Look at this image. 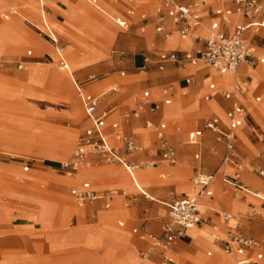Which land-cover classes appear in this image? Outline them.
I'll list each match as a JSON object with an SVG mask.
<instances>
[{
  "label": "crops",
  "instance_id": "crops-1",
  "mask_svg": "<svg viewBox=\"0 0 264 264\" xmlns=\"http://www.w3.org/2000/svg\"><path fill=\"white\" fill-rule=\"evenodd\" d=\"M24 1V3H16L18 4L19 10L25 13L28 9L27 4L30 0ZM31 1H33L41 10H46L48 17L54 22H63L61 21V19H63L62 16L54 11V7H49L47 10L44 4L45 2L43 3L44 0ZM84 1L93 7L100 6L96 0ZM152 1L153 5L149 14H146L144 11L135 15V8L128 6L123 15L118 14L114 10L116 12V16L111 17L112 22L115 19H120V21L124 22L125 26L123 28H119L113 22L115 27L123 33L130 27L132 17L135 16L137 18L138 25L132 34L124 33L126 35L125 37L122 33L116 37L117 39H125L123 41L119 39L120 43H124L130 39L129 36L131 35L132 39L129 41L132 42L133 46L137 48H144V51L141 54H132L128 51V58L126 57L124 60L123 53H117V59L124 62H122V64H120L116 69H109V77L98 79L93 82H86L89 75H94V73L86 74L87 70L85 69L88 65L71 72L70 67L67 64L70 70L67 73L71 77L70 85H72L74 97L77 101L81 115L77 118L79 129V133L77 135H79L82 130L89 125V121L85 118L81 102L76 97L74 88L75 83L81 84L82 91L85 94L103 95L102 101L97 108V114L112 108L104 117L103 133L105 135L108 137L110 136V133L112 132L110 125L112 123H116L122 133L141 148V151L137 153L127 154L120 148L118 143L109 139V142L117 148V153L126 161L132 163L151 161L154 163V166L151 167L154 170H150L151 168H137L131 173V175H129L122 167L121 169H110L96 165L95 163L99 160L92 157L84 160L82 164L75 169L62 168L61 164L68 162L71 159L70 156L67 161L58 163L59 169L61 171H65L64 174L67 176V179L61 182H56L52 177L48 176L51 175L49 171L54 169L53 164L57 161L42 159L45 160L42 162H45L46 165L43 166L44 170L40 172L47 174V176H36L35 179L46 183L47 186L57 194V202L59 207H61L57 208V206L51 202L52 199L43 195L54 207L52 213V224L56 212L62 211L61 209H64L65 207L68 208L70 213L74 214V216L90 212L91 214L89 216L93 220V224L83 226L90 227L88 232L99 238L100 245L94 249L85 251L88 253V257L90 258L88 264H142L143 262H141L138 258V254L141 251H144V248H148V238L142 232L132 234L131 230L139 229L144 226L147 233L155 236L159 235L162 231L163 225L165 224V218H161L159 216V212L161 210H166L167 215V204L171 200L190 198L196 195L197 188L192 185L191 178L196 174L207 175L215 172L224 153L223 142L221 140L217 141L214 133L203 130V123L210 119H217L219 129L225 130L227 125L225 117L226 113L232 111L234 108L241 107L244 109L246 116L241 125L233 131V147L236 152V163L241 167L239 182L244 188L237 190L236 193V189L231 184L223 180L222 175L230 177L233 174L234 167L232 164L226 165L216 171V174L208 187L209 195L196 197V203L199 207L202 205L208 206L201 212L202 221L189 229H185L180 237L175 238L170 251H164L163 249L158 250L156 255L150 257L147 264H181V262L182 264H203L200 263L197 258H200L201 262L203 259L210 260L208 261V264H236L242 259L252 260L256 253H260L261 259L257 262V264H259L263 260L264 253V238L262 236H260L259 240H257L250 236L243 235L247 238L253 239L256 242V247L251 251H245L241 256L225 254L222 252L221 246L226 239V231L230 228L225 227L224 223L230 218H233L234 215L232 214L231 209L235 210V216L245 215L248 213L249 209L252 211L253 215H259L260 212H264V201L255 198L252 195L253 191H259L264 194V176H259L257 173V170L264 173V169L259 166L253 167L252 172L257 177L255 178L249 176L243 167L244 163H252L251 157L257 152L258 154H261L260 162H262L264 166V149L260 147V144L264 139L262 137L264 128L257 124L251 118L249 113V110L254 109V107L261 102V95L264 93V80L258 77L252 79V77H254L253 70L260 68L263 70L264 74V25L257 29H248L245 34L248 44L252 46L254 55L258 59L254 65L240 64L233 72H228L204 67L201 64L191 66L187 63L178 65L172 62H164L162 64V69L158 70V53H174L179 59H181L184 53L193 54L196 51L201 50L204 41L210 33L230 37L236 25L242 23L248 24L254 19H243L234 13L233 3L231 0H213L206 3L199 10V24L187 36L188 42H183L181 41L182 39H180L175 33L176 25L168 17H166L163 11L159 9V0ZM4 2V4H6L8 3V0H4ZM117 2L128 5L131 4V0H113L109 4H117ZM176 2L179 4H188L189 0H176ZM144 4L145 3H140V6ZM9 9H14L17 12L15 7H11ZM226 10H230L231 13L229 15H225L224 12ZM42 15L43 13L41 12V20ZM158 18H161L160 22H158ZM23 19L25 20V18ZM150 26H152L154 35H152L150 31ZM173 35L176 36V40L170 39L166 41L167 37H171ZM41 44L44 45L43 43ZM58 44L59 42L54 44L56 45L54 47H57L62 53V49L64 47L59 48L57 46ZM44 47L46 48L44 51L48 50L45 45ZM127 49L130 50V48ZM257 50L261 55L256 54ZM27 52H29V55H26V57H31V51L29 50ZM53 55L57 60H59V71H61L62 68H64L61 64L63 63L66 65V57L63 54H61V56L56 54ZM143 56L148 58V63L143 64ZM29 63L37 62L32 61ZM17 64H20L21 68L17 69L16 66V69L22 70L24 64L21 62H17ZM247 69H250L248 74ZM133 70L137 71L138 74L145 73L146 80L144 79V81L128 83L125 79V73L128 77L137 75L132 73ZM80 71L82 72L79 73ZM120 73L123 75L120 76ZM227 74H230V81L226 85L222 82L227 79ZM217 82L220 84H217ZM93 83H98L99 85L96 87L92 86L90 88L89 86ZM241 83H246L247 89L244 90L242 95H236L234 87L241 85ZM111 86L117 87L118 91L115 94L107 93L108 88ZM162 89H166L167 91L165 96L160 94ZM145 91L148 92L149 97L147 101L143 103V110L139 113V116L137 118L122 119L121 115L123 113H132L136 110V106L139 103H142L141 95ZM223 92H228L229 96H224L222 94ZM69 98L73 103L74 101L72 99L71 88ZM164 100H167L168 103L165 104ZM174 101L181 102V118L178 120L165 119L163 108L165 107L170 110L175 109L176 103H172ZM74 104L76 105L75 102ZM152 104L157 105L158 108L154 112L150 113L147 109ZM63 108L64 105H62V109ZM262 119L264 125V117ZM250 123L254 125L256 130L253 126H248L251 125ZM161 124H164L165 126V129L162 131L163 138L169 142L174 150L175 163L173 165H168L160 160L158 132ZM238 133L240 134L239 136ZM190 134L193 135L192 140L188 139ZM252 140L255 141L252 142ZM74 143L75 139L73 141V148ZM107 166L117 167L111 165ZM79 169L85 170V173L81 174L75 180L68 181V179H70L75 173L78 175ZM138 169V176L140 177L142 184L145 186L143 189L140 187L143 192L134 191L131 187H124L125 175L130 180L134 181V177L137 178L136 171ZM2 171L3 168L0 167V174ZM21 171L22 173L28 172V166H23ZM185 173L191 174V177L188 179L189 184L185 183L183 180V175ZM164 175H166V177ZM14 178L16 179V177ZM82 179L86 180V182H82L79 186H77ZM249 181L261 183L263 184V187H255ZM53 184L61 186L62 190L59 195L60 197L63 191V185H73L70 190H80L83 184H87L89 190L94 193L97 198L92 201L78 203L70 195L69 190V199L62 197V199L68 202L63 204L59 201L58 191L51 188V186H54ZM90 184L93 185L94 189H92ZM168 185H170L171 188L169 192L166 188ZM17 186L19 188L20 186L21 188H25V185L19 184ZM185 186L193 188V194L188 195L179 191V188ZM115 190L120 191V195L116 193L113 196L102 197L103 194L110 193ZM228 190L230 191L231 196L236 199L230 200L225 196V193H227ZM2 193L8 204L2 205L0 203V206L8 208V211L6 214H3V218H0V233H6V235L0 239L11 238L13 243H0V247L3 249H12L15 247L18 249L22 247L26 252H2L0 254V264H32L26 257H28L34 250L23 245L18 238H12L16 237L15 235L19 232L26 233L25 226H31L32 232L40 230L39 223L29 218L36 211L35 205L27 200V197L31 194H15L6 191L1 192V194ZM133 193H138L144 199L147 198V195L149 201L157 199L156 202L161 206H164L165 209L161 208L158 204L149 203L140 199H137L128 206L127 203L131 202L128 197ZM245 197H248L251 202L248 201L246 203L244 200L241 201V199H244ZM232 202H236L240 204V206H236ZM100 203L102 204V210ZM85 204H89L86 209L84 208ZM110 204H112V208L108 210ZM214 204H217L221 208H227L228 211H217L213 207ZM73 206H77L80 208L77 210L82 211L77 214L73 213ZM104 206L107 207L105 208ZM248 206H250V208ZM223 214L229 215L230 218L223 221L221 218ZM118 219L122 221L117 222L118 228H116L114 226V221ZM15 221H19V224H12L10 226L11 229H9V227H7L9 223ZM61 221H64V219L62 218ZM236 226L237 223L235 228ZM212 228L216 229V241L211 238L209 239ZM76 249L80 248L78 247ZM2 254L5 256L12 255L15 259L11 263H2ZM203 255L205 258H203ZM163 256H167L169 261L163 262ZM237 257L239 260H237ZM71 260L72 257L68 259L66 256L60 258L56 257V259H54L55 262L60 263Z\"/></svg>",
  "mask_w": 264,
  "mask_h": 264
},
{
  "label": "rangeland",
  "instance_id": "rangeland-1",
  "mask_svg": "<svg viewBox=\"0 0 264 264\" xmlns=\"http://www.w3.org/2000/svg\"><path fill=\"white\" fill-rule=\"evenodd\" d=\"M96 1L101 7L90 6L84 0H44L43 3L45 2L44 4L47 10L49 7H54V11L62 16L63 19H61V21L63 22L57 23L48 17L46 10H41L31 0L27 4V13L21 12L17 4L19 2L24 3V0H8L6 4H4V0H0V167L3 168L0 174V203L2 205L8 204L3 193L1 194V192L4 191L15 194H31L27 197V200L35 205L36 211L29 218L39 223L40 230L32 232L31 226H25L26 233L19 232L15 235L16 237L12 238H18L23 245L34 250L26 257L32 264H88L90 258L85 251L94 249L100 245L99 238L88 232L90 227L83 226L93 224V220L89 216L91 214L90 212L74 216V214L70 213L69 209L65 207L61 209L62 211L56 212L52 224L54 207L45 196L52 199L51 202L58 208L57 194L54 193L46 183L35 179L36 176H47V174L40 172L44 170L43 166L46 165L45 162H42L45 160L42 159L57 161L54 162V169L49 171L51 175L48 177H52L56 182L67 179V176L64 174L65 171L59 169L58 163L67 161L71 156L73 141L79 133L77 118H79L80 110L74 97L72 85H70L71 77L65 68L59 71V60H57L53 54L59 56L63 54L66 57V64L69 65L71 72L88 65L85 69L87 70L86 74L94 73V75H100L109 69L118 68L119 65L124 62L117 59V53L122 52L125 60L126 57L128 58V51L137 55L144 51V48L133 46L132 42L129 41L132 39L131 35L128 41L120 43L119 39L121 41L125 39H117L116 36L121 35L123 32H120L115 27L111 21V17L116 16V12L123 15L128 6L135 8V15L144 11L146 14H149L153 1L131 0V4L129 5L121 2L109 4L113 0ZM140 3L145 4L140 6ZM11 7L17 9L18 15L4 21L1 16ZM41 12L43 13L44 20L57 39L55 44L59 42L57 46L59 48L64 47L62 53L57 47H54L56 45L51 43L39 32L42 31L46 34L41 20ZM23 18H25V20ZM130 22L131 25L128 30L124 32L125 34H132L138 25V20L135 16L132 17ZM150 27V31L152 35H154L152 26ZM124 33L122 35L126 37ZM170 39L176 40V36L167 37L166 41ZM181 41L188 42V38ZM41 43H43L48 50L44 51L46 48ZM127 48H130V50ZM29 50L31 51V57H26V52ZM256 54L261 55L258 50ZM32 61L40 64L29 63ZM17 62L24 64L22 70L16 69ZM249 71L250 69H247V74ZM81 72L82 71L79 73ZM253 72L254 77H252V79L258 77L264 80L263 70L259 68L253 70ZM132 73L137 75L128 77L125 73V79L128 83L146 80L145 73L138 74L135 70H133ZM227 76V79L222 82L226 85L230 81V74H227ZM98 83H93L91 86L96 87L99 85ZM217 84L220 83L217 82ZM70 88L72 99L76 105L74 102L72 103L70 101ZM172 103H176L175 109L170 110L165 107L163 108L164 118L168 120H178L181 118V102L174 101ZM62 105H64V110L62 109ZM249 113L251 118L264 128L262 119L264 117V93L261 95V102L256 105L254 109L249 110ZM250 124L251 125H248L249 127H254L252 123ZM239 135L238 133V136ZM262 137L264 138V132ZM254 141L255 140H252V142ZM263 143L264 139L260 144L261 146H259L264 149ZM260 157L261 154H258V152L254 153L251 157L252 163H244V170L249 176L257 178L252 172V168L255 166L264 169L263 163L260 162ZM150 162L151 161L144 163ZM95 164L110 169H121V167L118 166H107L100 161H97ZM23 166H28L29 171L22 173L21 168ZM150 170L154 169L151 168ZM104 171L112 172L109 170ZM83 173H85V170L79 169L78 177ZM138 174L139 171L136 172V182L139 187L143 189L145 186L142 184ZM164 176L166 177V175ZM14 177H16V179ZM189 177H191L190 173H185L183 175V180L187 184H189ZM72 180L71 178L68 179V181ZM82 182H86V180L82 179L77 186ZM249 182L255 187H263V184L256 181ZM19 184L25 185V188H21V186L19 188L17 186ZM53 185L54 186H51V188L58 191L59 196L62 190L61 186ZM170 185L166 187L168 192L171 190ZM63 186L59 201L65 204L68 201L66 202L62 197L69 199L68 191L73 185L67 184ZM91 187L94 189L93 185H91ZM124 187H131L134 191H137L132 181L126 177V175ZM115 191L120 195V191ZM179 191L191 194L194 192V189L185 186L179 188ZM225 196L230 200L236 199L231 196L229 190L225 193ZM128 198H130L129 200L131 201L127 203L128 206L137 199H140L149 203L158 204L161 208L165 209L164 206L156 202L157 199H154L155 201H149L148 198L144 199L138 193H133L129 195ZM242 200L246 203L250 201L248 197L241 199V201ZM232 203L236 206H240V204L236 202ZM87 206H89V204H85L84 208L86 209ZM100 207L102 210L101 203ZM206 207L208 206L206 205L202 209L205 210ZM213 207L220 212L228 211L227 208H221L217 204H214ZM248 207L250 208V206ZM111 208L112 204L109 205L108 210ZM77 209L80 208L73 206L72 212L77 214L82 211ZM7 211L8 208L0 206V218H3V214H6ZM234 211V209H231L232 214H234L233 218L237 217L236 232L257 240H259L260 236L264 238V212H260L259 215H253L252 211L249 209L247 214L235 216L236 213ZM159 216L165 218L164 223L168 221L166 210H161ZM62 218L64 221H61ZM119 221L122 220L118 219L114 221V226L116 228H118L117 222ZM12 224H19V221L9 223L7 227L11 229L10 226ZM4 233L5 232L0 233V238L6 235V233ZM0 243L10 244L13 243V240L11 238L0 239ZM78 247L80 249H76ZM146 249L147 248H144L143 250ZM18 251L23 253L26 252L22 247L18 249L16 247L12 249H3L0 247V254L2 252L9 253ZM65 256L68 259L72 257V260L62 263L54 261L56 257L60 258ZM203 258H205L204 255ZM14 259L15 257L12 255L5 256L2 254L1 262L11 263ZM197 259L203 264H208V261H210L203 259L201 262L200 258ZM237 260L239 259L237 258ZM259 264H264V253L263 260Z\"/></svg>",
  "mask_w": 264,
  "mask_h": 264
},
{
  "label": "built area",
  "instance_id": "built-area-1",
  "mask_svg": "<svg viewBox=\"0 0 264 264\" xmlns=\"http://www.w3.org/2000/svg\"><path fill=\"white\" fill-rule=\"evenodd\" d=\"M213 0H189L188 4H179L176 0H159V9L164 12L175 25V33L180 39L186 38L190 32L199 24V10L206 4ZM233 3V12L239 15L243 19H254L248 24H238L234 27L233 33L230 37H225L221 34L210 33L207 39L203 43L201 50L195 53H184L183 57L179 59L174 53H158L157 54V68L162 69L164 62H172L175 64L187 63L191 66L201 64L204 67L214 68L218 71L233 72L240 64L254 65L258 60L255 55L252 46H250L246 40L245 34L248 29H257L264 25V1L263 0H231ZM225 15L231 13L230 10H226ZM17 15L14 9H8L2 14V19L7 21L10 17ZM158 22L161 18L157 19ZM114 24L119 28L125 26L123 21L115 19ZM42 33L51 43L49 37L42 31ZM29 55V52L26 53ZM143 64L148 63V58L142 57ZM62 67L65 65L62 63ZM21 65L17 64V69H20ZM264 68V64H263ZM123 74L120 73V76ZM110 76L108 71L100 75H89L86 82H93L98 79L107 78ZM76 97L79 99L82 105V110L85 118L89 121V125L85 127L82 132L75 138L74 148L72 151L71 159L68 162L62 163L61 167L64 169H75L79 167L82 162L88 158H96L99 161L111 165L122 167L129 175L137 168H147L154 166V163L139 162L132 163L126 161L122 156L117 153V148L114 147L109 139H112L120 145V148L127 154L137 153L141 151V148L137 146L129 137L125 136L119 129L116 123H112L110 128L112 132L108 137L103 133L104 117L107 111H103L97 114V108L102 101V94L90 95L85 94L82 91L81 84H74ZM247 89L246 83L234 87L236 95H242L244 90ZM118 91L116 86L108 88L107 93L115 94ZM166 89H162L160 94L165 96ZM224 96H229L228 92L222 93ZM149 97L148 92H143L141 95L142 103L136 106V110L132 113H123L122 119L137 118L139 113L143 110V103L147 101ZM167 104L168 101L164 100ZM157 105L152 104L148 107L147 111L152 113L157 109ZM246 113L243 108L237 107L232 111L226 113L225 117L227 125L225 130H220L217 125V119H210L203 123L202 129L207 130L216 135L217 141H222L224 145V153L220 160L219 166L216 171L226 165L232 164L234 167L233 174L229 177L222 175L223 180L231 184L237 190L243 189V185L239 182V173L241 167L236 163V152L233 147V131L241 125ZM165 129L164 124L159 126L158 140H159V152L160 160L168 165L175 163V155L173 147L169 142L163 138L162 131ZM193 135H189L188 139L192 140ZM216 171L211 174H196L191 178V183L197 188L195 196L183 199H173L167 204V218L168 221L163 225L162 231L159 235H151L147 233L144 226L139 229H132V234L142 232L149 241V246L146 250L141 251L138 254V258L141 262L148 261L151 256L158 253V249L164 251H170L171 245L175 238L180 237L185 229H189L202 221L201 211L196 203L197 196H208V187L212 182ZM259 176H264L262 171L257 170ZM116 192L105 193L102 197H109L115 195ZM70 195L78 202L92 201L97 196L89 190L87 184H83L80 190H70ZM252 195L255 198L264 201V194L259 191H253ZM105 208L107 206H104ZM223 221L230 218L229 215L223 214L221 216ZM216 241V238H212ZM256 247V242L243 236L235 231L234 228H228L226 231V239L223 242L221 249L222 252L228 255L241 256L245 251H251ZM261 259V254L256 253L252 260L242 259L236 264H257ZM163 262H168L167 256L162 257Z\"/></svg>",
  "mask_w": 264,
  "mask_h": 264
},
{
  "label": "bare ground",
  "instance_id": "bare-ground-1",
  "mask_svg": "<svg viewBox=\"0 0 264 264\" xmlns=\"http://www.w3.org/2000/svg\"><path fill=\"white\" fill-rule=\"evenodd\" d=\"M17 15H18V13H17ZM42 23H43V28L45 29V31H46V35L49 37V39L50 40H52V41H54L55 43H56V41H57V39H56V37H55V35L53 34V32L51 31V29L48 27V25H47V23H46V21L44 20V16L42 15ZM188 37H186V38H184V39H182V40H185V39H187ZM65 69L67 70V72H69L70 70H69V67H68V65L66 64L65 65ZM92 85V84H91ZM89 86L90 88L92 87V86ZM146 169H149V167H147ZM137 171H139V169L137 170ZM136 171V172H137ZM78 177V175H77V173H75L72 177H71V179H73V180H75L76 178ZM136 180H137V178L136 177H134V181H132V183H133V185H134V187L136 188V190L139 192V191H141V192H143L141 189H140V187H139V185L137 184V182H136ZM145 194V193H144ZM191 194H193V193H191ZM188 195H190V194H188ZM146 197L148 198V196L146 195ZM204 206L202 205V206H200V208H199V211H204L202 208H203ZM236 223H237V217H235V218H230L227 222H225L224 223V225H225V227H230V228H235V225H236ZM210 238L212 239V238H217V233H216V229L215 228H212V231H211V233H210ZM238 258V257H237ZM239 259V258H238ZM240 261V260H239ZM238 261V262H239ZM142 264H147V261H145V262H143Z\"/></svg>",
  "mask_w": 264,
  "mask_h": 264
}]
</instances>
